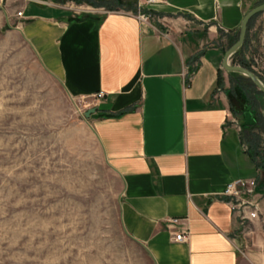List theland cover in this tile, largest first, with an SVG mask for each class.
<instances>
[{
  "label": "crops",
  "instance_id": "obj_1",
  "mask_svg": "<svg viewBox=\"0 0 264 264\" xmlns=\"http://www.w3.org/2000/svg\"><path fill=\"white\" fill-rule=\"evenodd\" d=\"M17 1L6 7L10 37L69 99L95 108L87 123L120 180V226L149 263L264 264V171L240 132L257 120L247 110L234 124L218 88L224 52L263 0H137V12ZM252 177L260 213L242 224L222 193ZM180 228L185 242L172 240Z\"/></svg>",
  "mask_w": 264,
  "mask_h": 264
},
{
  "label": "rangeland",
  "instance_id": "obj_2",
  "mask_svg": "<svg viewBox=\"0 0 264 264\" xmlns=\"http://www.w3.org/2000/svg\"><path fill=\"white\" fill-rule=\"evenodd\" d=\"M11 4L18 1L0 0V264H150L122 231L120 180L102 157L84 116L88 109L69 99L10 37ZM263 14L250 20L240 54L264 83ZM250 82L225 71L219 76L218 88L225 85L232 122L240 127L247 110L264 124V94ZM240 132L243 148L259 162L264 125Z\"/></svg>",
  "mask_w": 264,
  "mask_h": 264
},
{
  "label": "built area",
  "instance_id": "obj_3",
  "mask_svg": "<svg viewBox=\"0 0 264 264\" xmlns=\"http://www.w3.org/2000/svg\"><path fill=\"white\" fill-rule=\"evenodd\" d=\"M137 1V8L140 4ZM138 11V10H137ZM22 11L16 12L17 16H21ZM142 20H146L148 17L146 14H137ZM95 98L102 97V93H97ZM81 102V101H79ZM246 150V148H244ZM258 183L255 178L246 180H234L229 182L225 190L223 191V196L227 198V202L230 208L236 216H238L239 221L245 224L252 219L258 218L260 213L259 200L262 195H258ZM180 219L173 217L167 218L165 220L168 228H175L179 224ZM172 240L175 242H185L188 240L189 231L186 228H180L179 230L171 231Z\"/></svg>",
  "mask_w": 264,
  "mask_h": 264
},
{
  "label": "water",
  "instance_id": "obj_4",
  "mask_svg": "<svg viewBox=\"0 0 264 264\" xmlns=\"http://www.w3.org/2000/svg\"><path fill=\"white\" fill-rule=\"evenodd\" d=\"M260 12H264V1L256 4L250 10L244 14L236 40L228 47V49L224 52L223 60H222V68L227 72H235L239 73L243 76H246L250 81L254 84V86L264 94V83L259 79L257 74L250 69L243 67L241 65L231 64L230 57L244 44L248 25L250 20ZM95 111V108L88 109L84 116L89 118V116Z\"/></svg>",
  "mask_w": 264,
  "mask_h": 264
},
{
  "label": "trees",
  "instance_id": "obj_5",
  "mask_svg": "<svg viewBox=\"0 0 264 264\" xmlns=\"http://www.w3.org/2000/svg\"><path fill=\"white\" fill-rule=\"evenodd\" d=\"M70 1H74L75 3H78V4L85 3V4H88V5L93 6V7H100L101 6V7H104L105 9H107V10H118L119 8H126V9L131 10L132 12H137V9H138L137 8V0H70ZM246 42H247V36H246V40H245L244 44L241 46V48H239L231 56V58L233 59L232 63H235V64L241 65L243 67H246L248 69H251L250 63L248 61H246L244 56H241V54H240L242 49H243V47L246 45ZM230 74L235 75L237 77H240L243 80L250 81V79H248L247 77H245V76H243V75H241L239 73L230 72ZM249 86H251L252 89L256 90V88L254 87L253 83L250 82ZM247 87L248 86H246V88ZM251 87H249L250 90H251ZM257 92L260 93V94L263 93V92H259V91H257ZM247 97H246V101H248V103L250 104V102H249L250 98L248 97V99H247ZM255 118H256L257 122L254 125H252V127L260 128V126L264 125V124L262 125L261 122L258 121L260 116H256V114H255ZM251 144H252V146L256 147L255 140H253V137H252ZM246 152H248V154L251 156L252 160L255 162V164L258 167H262V168L264 167V153L262 155H260V158H259L260 161L258 162L256 160L257 158H255V154L252 153L250 148L249 149L247 148Z\"/></svg>",
  "mask_w": 264,
  "mask_h": 264
}]
</instances>
